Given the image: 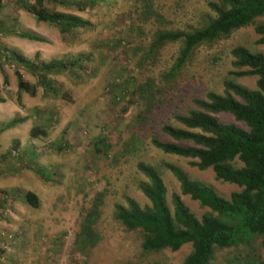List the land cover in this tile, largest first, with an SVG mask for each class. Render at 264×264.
I'll return each mask as SVG.
<instances>
[{
    "label": "rangeland",
    "instance_id": "374dc122",
    "mask_svg": "<svg viewBox=\"0 0 264 264\" xmlns=\"http://www.w3.org/2000/svg\"><path fill=\"white\" fill-rule=\"evenodd\" d=\"M209 1L213 0H153V4L165 16L167 28L183 30L199 26L203 16L211 13ZM137 6L140 3L135 0H105L77 11L44 3L48 12L70 13L87 22V27L64 37L53 26L37 22L18 6V0H0V28L6 30L0 33V50L14 49L36 62H81L72 73L53 77L59 88L56 97L42 95L40 88L34 97L19 95L15 72L30 84L36 78L14 64L3 61L0 67V264H182L190 244L177 251L145 253L139 235L126 232L114 220L115 206L124 205L126 197L141 207L150 206L137 188V182L144 179L136 169L140 161L175 165L226 199L240 190L217 181L211 169L192 167L190 159L162 154L151 140L172 141L161 127L178 126L173 116L195 109V98L203 99L212 91L223 94L226 79L255 89L256 77L229 76L234 69L231 50L242 46L264 54V45L256 44L258 35L252 25L240 28L226 39L197 48L177 82L167 84L161 74L177 57L179 44H168L155 58L142 60L143 52L133 48L142 43L146 51L157 26L153 21L137 22ZM134 21L142 25L144 35L131 28ZM255 23H264V15ZM21 32L42 41L15 34ZM148 80L151 88L141 98L140 87H146ZM65 93L67 97L61 98ZM215 117L246 128L231 114ZM14 119L23 122L5 128ZM34 130L45 134L33 136ZM13 149L22 158L10 157ZM159 169L171 210L172 195L178 194L196 218L209 211L181 195L177 179ZM28 192L37 196L38 207L25 204ZM99 196L101 215L93 227L98 240L94 246L82 247L78 243L82 220ZM259 259H264V251L256 239L250 246L217 249L211 264H247Z\"/></svg>",
    "mask_w": 264,
    "mask_h": 264
},
{
    "label": "trees",
    "instance_id": "16d2710c",
    "mask_svg": "<svg viewBox=\"0 0 264 264\" xmlns=\"http://www.w3.org/2000/svg\"><path fill=\"white\" fill-rule=\"evenodd\" d=\"M102 1L105 0H18V6L33 15L37 22L53 26L65 37L76 29L87 27V22L70 13L55 10L48 12L44 3L84 11ZM136 2L140 3V7L135 8V20L142 24L153 21L157 26L146 51L142 49V43L133 48L136 53L143 52L142 60L155 58L168 44H179L177 57L161 74L167 84L177 82L197 48L226 39L240 28L252 25L258 35L256 44L264 45V23H255L257 17L264 15V0L209 1L207 7L211 13L203 16L199 26L183 30L167 28L168 22L155 9L153 0ZM136 21L130 26L142 36V25L136 24ZM2 32L6 33V30L0 28ZM15 34L22 39L42 41L28 33ZM231 56L234 69L229 72V76L256 77V88L248 89L232 80H224L223 94L212 91L207 92L203 99L195 98V109L173 116L178 126L164 124L161 127L162 133L172 141L153 138L151 145L162 154L190 159V165L200 171L211 169L217 181L234 184L240 190L226 199L211 187L187 177L175 165L138 162L136 169L144 179L137 182V188L150 202V206L141 207L134 199L126 197L124 205L115 206L113 217L126 232L139 235L141 250L145 253L164 249L177 251L181 246L190 244L191 251L182 264H211L217 249L250 246L256 239H260L264 251V54L252 53L239 46L231 50ZM3 61L25 69L36 78V82L30 84L20 72H15L18 94L26 93L31 97L37 94L38 88L44 96H58L59 88L54 85L53 77L69 71L72 73L75 68L81 67V62L53 59L49 62H36L8 48L0 50V67ZM144 85L146 87H140L141 98H145V92H148L152 84L148 80ZM66 95L60 94V97L65 99ZM219 113L231 114L246 128L219 121L215 117ZM22 122L14 119L5 128ZM32 134L36 136L45 132L34 130ZM9 156L20 159L23 155L18 149H13ZM159 167L177 179L181 195L197 201L209 211L200 219L196 218L178 194L172 195L171 210ZM24 200L28 206L38 207L34 193H26ZM100 206L102 196L96 198L82 220L78 234V243L82 247L94 246L98 240L93 227L100 218ZM247 264H264V259Z\"/></svg>",
    "mask_w": 264,
    "mask_h": 264
}]
</instances>
